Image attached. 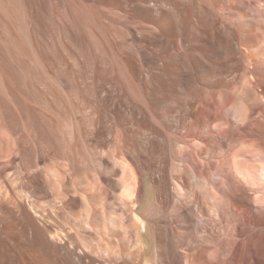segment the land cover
Masks as SVG:
<instances>
[{"label":"bare ground","instance_id":"1","mask_svg":"<svg viewBox=\"0 0 264 264\" xmlns=\"http://www.w3.org/2000/svg\"><path fill=\"white\" fill-rule=\"evenodd\" d=\"M0 264H264V0H0Z\"/></svg>","mask_w":264,"mask_h":264},{"label":"rangeland","instance_id":"2","mask_svg":"<svg viewBox=\"0 0 264 264\" xmlns=\"http://www.w3.org/2000/svg\"><path fill=\"white\" fill-rule=\"evenodd\" d=\"M121 170V169H120ZM121 175V174H120Z\"/></svg>","mask_w":264,"mask_h":264}]
</instances>
